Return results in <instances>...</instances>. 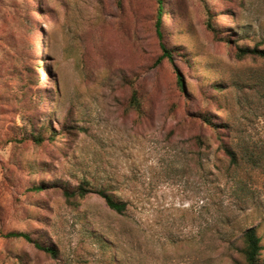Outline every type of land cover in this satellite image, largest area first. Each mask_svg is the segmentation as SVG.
Listing matches in <instances>:
<instances>
[{"label":"rangeland","instance_id":"rangeland-1","mask_svg":"<svg viewBox=\"0 0 264 264\" xmlns=\"http://www.w3.org/2000/svg\"><path fill=\"white\" fill-rule=\"evenodd\" d=\"M162 6L0 0V264H264V0Z\"/></svg>","mask_w":264,"mask_h":264},{"label":"trees","instance_id":"trees-1","mask_svg":"<svg viewBox=\"0 0 264 264\" xmlns=\"http://www.w3.org/2000/svg\"><path fill=\"white\" fill-rule=\"evenodd\" d=\"M157 1L159 3V7L157 11L156 34L159 40L161 41V48H162V56L159 58V61L163 60L164 58H167L170 61H172V58H173L172 52L163 43V34L161 31L163 0H157ZM238 56L240 57L252 56L254 58H259V59L264 60V49L242 48V49H239ZM180 83H182L181 79H179V84ZM217 90H220V89L217 88ZM132 103L136 108H139V99L137 97V93H135V95L133 96ZM35 140L39 141L41 139H39L38 137V139L36 138ZM227 153L231 161L233 163H236L237 162L236 153L230 149L227 150ZM250 160H253V157H250ZM86 192H87L86 189H84L83 187H80L78 190V193H75V194H78L80 197H84L87 194ZM98 193L103 197V199L105 200V203L110 209L118 213H123L126 211V208H127L126 203L115 200L112 195L106 193L105 191H99ZM65 194L67 197H72L75 195L74 193H70V192H66ZM5 236L11 239H24L29 242H34L32 241V239L30 238L28 234L24 232H20V231H12V232L7 233ZM34 244L36 248H38L39 250H42L54 256L56 255L54 248L43 246L37 242H34ZM261 250H262L261 237L257 235L256 230L254 228L247 229L244 233V248L242 251L245 264H261Z\"/></svg>","mask_w":264,"mask_h":264}]
</instances>
